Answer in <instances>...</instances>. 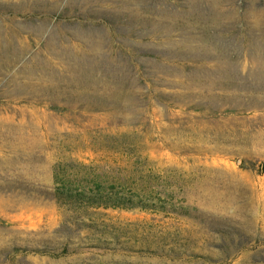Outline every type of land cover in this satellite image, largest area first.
Returning a JSON list of instances; mask_svg holds the SVG:
<instances>
[{
    "label": "rangeland",
    "instance_id": "1",
    "mask_svg": "<svg viewBox=\"0 0 264 264\" xmlns=\"http://www.w3.org/2000/svg\"><path fill=\"white\" fill-rule=\"evenodd\" d=\"M0 264H264V0H0Z\"/></svg>",
    "mask_w": 264,
    "mask_h": 264
},
{
    "label": "trees",
    "instance_id": "2",
    "mask_svg": "<svg viewBox=\"0 0 264 264\" xmlns=\"http://www.w3.org/2000/svg\"><path fill=\"white\" fill-rule=\"evenodd\" d=\"M54 193L65 200L94 206L132 207L135 205L129 195L117 190L112 184L109 186L95 184L89 188H72L63 184L58 186Z\"/></svg>",
    "mask_w": 264,
    "mask_h": 264
}]
</instances>
